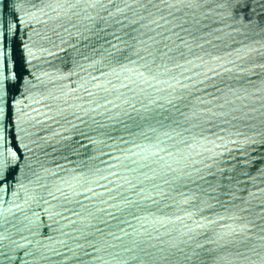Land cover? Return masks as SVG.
<instances>
[{"label":"water","instance_id":"95a60500","mask_svg":"<svg viewBox=\"0 0 264 264\" xmlns=\"http://www.w3.org/2000/svg\"><path fill=\"white\" fill-rule=\"evenodd\" d=\"M0 264H264V0H0Z\"/></svg>","mask_w":264,"mask_h":264}]
</instances>
